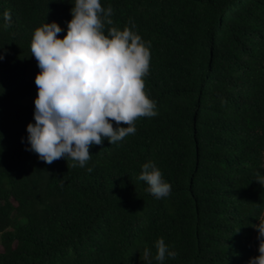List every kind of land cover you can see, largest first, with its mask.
<instances>
[{"label": "trees", "instance_id": "obj_1", "mask_svg": "<svg viewBox=\"0 0 264 264\" xmlns=\"http://www.w3.org/2000/svg\"><path fill=\"white\" fill-rule=\"evenodd\" d=\"M74 3L0 0V264H147L145 249L158 264L160 238L176 252L163 264H248L264 221V0H100L105 33L134 24L150 42L144 90L158 115L92 145L84 168L25 150L33 33L56 22L62 39ZM149 160L165 198L138 179Z\"/></svg>", "mask_w": 264, "mask_h": 264}, {"label": "clouds", "instance_id": "obj_2", "mask_svg": "<svg viewBox=\"0 0 264 264\" xmlns=\"http://www.w3.org/2000/svg\"><path fill=\"white\" fill-rule=\"evenodd\" d=\"M70 14L72 19L62 39L58 34L65 29L56 22L44 23L33 33L30 51L40 71L34 81V123L26 126L25 150L49 165L63 158L84 168L92 157V145L102 144L105 138L111 145L123 141L136 133L138 117H155L158 112L156 102L144 90L150 42L137 34L135 25L122 31L113 27L105 33V25L113 24L112 9H103L100 0H75ZM3 21L7 28L9 12H4ZM4 59L5 54H0V61ZM256 175L255 181L264 186V174ZM138 179L156 199L171 193V185L154 161L141 166ZM253 228L258 233L259 255L251 257L248 264H264V221ZM155 247L158 264H163L166 256H176L163 238ZM144 257L152 264L150 249H145Z\"/></svg>", "mask_w": 264, "mask_h": 264}, {"label": "rangeland", "instance_id": "obj_3", "mask_svg": "<svg viewBox=\"0 0 264 264\" xmlns=\"http://www.w3.org/2000/svg\"><path fill=\"white\" fill-rule=\"evenodd\" d=\"M0 250H1V246H0Z\"/></svg>", "mask_w": 264, "mask_h": 264}]
</instances>
